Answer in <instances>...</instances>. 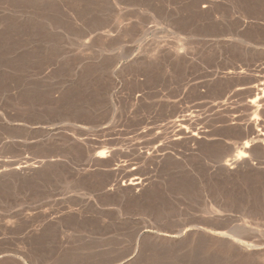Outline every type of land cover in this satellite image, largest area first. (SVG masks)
I'll list each match as a JSON object with an SVG mask.
<instances>
[{
  "label": "rangeland",
  "instance_id": "obj_1",
  "mask_svg": "<svg viewBox=\"0 0 264 264\" xmlns=\"http://www.w3.org/2000/svg\"><path fill=\"white\" fill-rule=\"evenodd\" d=\"M263 72L264 0H0V167L36 166L0 174V264H264V140L243 123ZM179 108L199 149L126 153ZM110 147L140 199L91 164Z\"/></svg>",
  "mask_w": 264,
  "mask_h": 264
},
{
  "label": "bare ground",
  "instance_id": "obj_2",
  "mask_svg": "<svg viewBox=\"0 0 264 264\" xmlns=\"http://www.w3.org/2000/svg\"><path fill=\"white\" fill-rule=\"evenodd\" d=\"M234 76L238 77V74L233 73V72H229L226 75V77H228V78L234 77ZM256 83H257V81L255 82V84ZM259 83H258V85H255V86L253 85V86H251V88H249V93L252 96H254V97L252 99L248 100L245 103L246 109L249 112H251L252 116L250 118L243 119L245 122L243 120H241L240 118H238L239 116H236V115L232 116L231 114L230 115L232 117L231 118L228 117V119H230V121H232V123L229 122V123H231V125L232 124L236 125V124H239L240 121H243L244 127L246 128V130L248 129V131H250L255 136L256 139H260L261 138L262 140H264V132H263V126L264 125L262 123L263 121L260 119L262 121L261 122L258 119V116H260V114L263 111L261 108H264V83H260V84ZM241 87L243 88V86H241ZM248 87H250V86H248ZM249 93H248V95H249ZM143 98H142V95L139 92V94L135 98V101L138 102V103L142 102ZM224 101H226V100H224ZM168 104H166V105H168ZM221 105H220V107H221ZM170 106H171V104H170ZM227 106H228V104H227ZM158 108H157V110H158ZM217 108H219V106ZM176 113H177V115L175 117L172 116V113H171V115L168 114V116H167L168 118H169V116H172V117L169 118V119L167 118L168 120L164 124L161 123L156 128L149 127L148 129H145V130L139 132V134H135V136L139 135L137 137L138 140L136 141V139H135L136 142L134 144H132L131 142H134V141H131L132 140V138H131L130 144L128 143L126 145V146H128V148L126 149V153H133L136 156V159L138 161H140L139 164L140 163L141 164H151V166L153 164L158 163L160 161L161 157H162L160 154L162 152H164V151H167V150H173V151H177V152L179 151V153L182 150L181 153L183 154V151L185 152V150L193 148V153H194V150L196 149L195 147H197L198 149L200 148L198 146L203 143L202 141H203V139H205L204 137L208 134V131L205 129L204 125L202 127V119H201V117L198 114L197 115L200 118L195 116V114H193V113L187 114V111L185 109H183V108L177 109ZM227 113H235V112H232L231 110L230 111L227 110L226 114ZM227 116H229V115H227ZM163 118H164V116H163ZM229 123H227V124H229ZM143 125L144 124H142V126ZM145 126H147V125L145 124ZM140 129H143V128H140ZM138 130H139V128H138ZM126 142H128V141H126ZM262 142H264V141H262ZM97 144H98L97 142H94L92 140V141L89 142L88 145L91 147V149H93L94 145H97ZM100 146H102V145H100ZM251 147L252 146L249 145L246 142L237 151H234L235 149L234 150L231 149V150H233V152L229 153V155L226 156L227 158H224V159L227 160V162L226 161L225 162L230 165V170L239 169V170L242 171V169H240V168H243V167H245L244 168L245 170L247 169L246 166L251 164L249 162L250 161L249 156L252 155V154L250 155V153L253 151V149ZM113 149H111V147L109 148L108 151L107 150L104 151V149L103 150L99 149L100 152H97V153H95V152L90 150L91 151V162H92L91 164L94 165L97 168L98 167L107 168L108 171H109V174L113 176V178H114L113 179V183L110 185V189H109L111 191V193H112V191L115 192V193L125 192L124 194L128 193V197H129V194H130L131 197L132 196L133 197H138V199H140L139 196L143 195L145 192H147V189H149L146 186L148 181L146 182L143 179L141 180V178H139L138 176H137L138 178H135L137 170L135 172V168L134 167L131 168V169H130V167H129V169L125 168V167H121V165H120L121 162L120 163L116 162L120 166L114 164L113 162L116 161V160H114V158L116 156H118L119 154L117 155V153H116L117 151L115 152L114 151L115 149L114 150ZM229 149H227V150H229ZM120 150H118V151H120ZM122 150H124V149H122ZM121 152L123 153V151H121ZM121 152H118V153H121ZM179 153H177V154H179ZM133 154H131V155H133ZM123 155L125 156L126 154L123 153ZM123 155H119V156H123ZM165 155H167V154H165ZM41 164H43V162ZM151 166H149V168H151ZM34 168H36V166L34 164H29V163H26V162L25 163L12 162L11 164H3V166L0 167V174L11 173V174H14L15 176H17L19 178L20 177L22 178V176L24 174H26L27 172H30ZM124 168L127 169V170H124ZM249 169L250 168H248L247 170H249ZM86 171L88 172L89 170H86ZM145 180H147V179H145ZM145 182H146V184H145ZM145 196H146V194H145ZM145 198H147V197H145ZM141 200H143V198Z\"/></svg>",
  "mask_w": 264,
  "mask_h": 264
}]
</instances>
